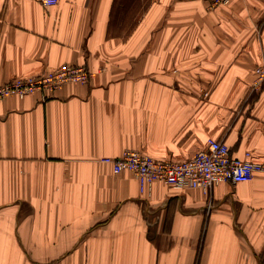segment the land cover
<instances>
[{
  "label": "crops",
  "instance_id": "obj_1",
  "mask_svg": "<svg viewBox=\"0 0 264 264\" xmlns=\"http://www.w3.org/2000/svg\"><path fill=\"white\" fill-rule=\"evenodd\" d=\"M262 61L264 0H0V84L91 71L0 100V264H264V170L140 191L100 161H181L216 138L264 166Z\"/></svg>",
  "mask_w": 264,
  "mask_h": 264
},
{
  "label": "built area",
  "instance_id": "obj_2",
  "mask_svg": "<svg viewBox=\"0 0 264 264\" xmlns=\"http://www.w3.org/2000/svg\"><path fill=\"white\" fill-rule=\"evenodd\" d=\"M232 0H207L210 8L227 5ZM53 4L57 0H41ZM91 71L85 65L63 63L36 75L16 77L0 84V100L15 96L24 98L40 93L42 100L69 82L87 83ZM264 82V61L254 68L253 88H260ZM110 165L113 173L131 171L136 177L140 191L150 189L157 181L174 189L198 188L208 192L221 182L232 184L248 181L256 172L264 170L262 163L251 158L246 151L243 157L231 155L228 145L221 139L207 138L204 147L190 158L181 161L156 160L135 149H125L121 155L100 158ZM60 264V263H54Z\"/></svg>",
  "mask_w": 264,
  "mask_h": 264
}]
</instances>
